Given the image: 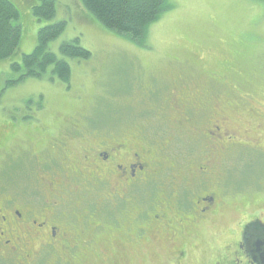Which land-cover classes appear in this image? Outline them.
Instances as JSON below:
<instances>
[{
    "label": "rangeland",
    "instance_id": "374dc122",
    "mask_svg": "<svg viewBox=\"0 0 264 264\" xmlns=\"http://www.w3.org/2000/svg\"><path fill=\"white\" fill-rule=\"evenodd\" d=\"M10 1L19 12L21 36L13 54L0 60V200L38 210L58 202L57 216L63 209L68 212L61 219L67 236L54 242V248L47 245L46 236L40 245L27 243L23 250L32 258L23 264H123L124 257L129 264H161L164 259L150 240L130 254L113 256L110 242L118 243L124 236L107 231L110 220L101 216L119 212L120 204L131 210L118 198V185L113 189L108 182L84 188L78 184L71 193L47 187L64 180L53 170L60 173L61 164L68 168L72 151L90 147L96 137H127L134 147L139 127L152 140L149 161L161 157L163 169L142 186H163L179 172L197 176L199 166L209 159L210 185L218 180L228 203L219 225L232 227L243 212L256 214L258 208L264 214V0H167L172 8L149 25L143 46L106 29L79 0H56L50 22L32 15L30 8L37 0ZM59 20L65 27L49 42L50 51L61 58L59 44L78 37L90 57L64 58L70 66L67 84L50 78L49 67L41 78L26 77L7 86L19 75L11 63H20L22 55L33 50L41 26ZM174 99L201 109L196 111L197 123L179 125ZM93 123L97 126H89ZM212 123L220 131L210 136V144L206 132L214 130ZM145 195L148 200L141 198L142 202H153L160 192L149 189ZM95 207L101 216L89 215L91 226L72 228L76 217L86 225L87 212ZM216 236V226L209 228L206 245ZM94 244L100 246L90 248ZM191 258L196 264L214 259L204 252ZM10 261L14 260L2 264Z\"/></svg>",
    "mask_w": 264,
    "mask_h": 264
},
{
    "label": "flooded vegetation",
    "instance_id": "af4514ba",
    "mask_svg": "<svg viewBox=\"0 0 264 264\" xmlns=\"http://www.w3.org/2000/svg\"><path fill=\"white\" fill-rule=\"evenodd\" d=\"M182 101L179 103L174 99L173 102V107L178 110L179 125L183 126L187 122L197 123L196 116L200 114L196 111L201 109L194 103ZM158 121L156 128L160 130L163 121L160 112ZM89 126L97 125L93 123ZM212 127L214 130L206 132L210 144V136H215L220 131L217 123H212ZM75 131L81 134L80 129L75 128ZM138 131L139 142L134 147L130 146L127 137L120 140L96 137L90 147L82 148L83 151L76 149L70 153L73 161L68 168L62 164L58 165L59 163L54 164L60 168V173L57 169L53 170L54 175L60 174L64 180L47 183L48 188L51 189L54 185L66 193H71L72 186L78 184L80 188L99 187L108 182L113 189L116 185L119 186L115 189L121 190L118 198L131 207V210H128L120 204L119 212H104L103 216L100 209L95 207L92 213L88 210L86 225L83 226L80 217H76L77 222L75 221L72 228L78 229L79 224L83 228L91 226L89 215L110 220V227L104 228L124 236L118 243L115 240L110 242L113 256L127 252L130 254L136 245L142 242L145 245L150 240L154 241L160 258L164 259L160 261L161 264H196L191 257L203 252L214 259L209 263L206 258L198 264H264V214L261 213L263 208H258L256 214L251 211L243 212L242 218L235 219L232 227H221L219 223H222V213L228 203L224 197V186L218 180L214 181V185H210L211 177L207 176L211 167L209 159L203 166H199L197 176H187L179 172L180 176L168 177L163 186H142L153 182V177L160 176L163 169L159 161L161 157L159 160L149 161L153 150L148 147V142L152 140L142 132V127H139ZM86 132H90V129L87 128ZM83 139L89 140L86 137L81 140ZM64 149L68 154L71 147L68 145ZM101 174L106 178L100 179ZM149 189H157L160 195H156L152 199L153 202H142L141 198L147 199L145 194ZM13 203L11 199L0 200V264L7 260H14L9 262L11 264H23V260L32 258L31 254L23 250L27 243L40 245L46 236L49 240L47 245L54 248V242H59L67 236L68 228L61 219L67 218L68 212L63 209L57 216L58 209L55 207L58 202L42 210L26 204ZM79 205H82L80 200ZM72 216H76L75 213H72ZM213 226H216L217 230L216 238L214 241L212 239L214 247L205 243L206 233ZM99 246L94 244L90 248ZM122 263L129 264V258L124 257Z\"/></svg>",
    "mask_w": 264,
    "mask_h": 264
},
{
    "label": "trees",
    "instance_id": "16d2710c",
    "mask_svg": "<svg viewBox=\"0 0 264 264\" xmlns=\"http://www.w3.org/2000/svg\"><path fill=\"white\" fill-rule=\"evenodd\" d=\"M31 5V13L39 21L50 22L56 14V0H37ZM81 6L102 26L117 35L127 37L143 46L147 29L161 14L172 8L167 0H79ZM19 12L10 0H0V60L9 57L16 50L21 36L17 23ZM65 21L59 20L41 26L37 31L36 44L30 53L23 54L21 62L11 63V69L18 72L12 85L26 77L41 78L49 67V77L68 83L70 66L64 58L85 60L90 52L80 46L78 37L62 41L58 46L61 58L48 48L64 30Z\"/></svg>",
    "mask_w": 264,
    "mask_h": 264
}]
</instances>
